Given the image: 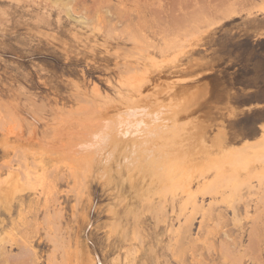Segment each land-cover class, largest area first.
<instances>
[{
	"label": "rangeland",
	"instance_id": "374dc122",
	"mask_svg": "<svg viewBox=\"0 0 264 264\" xmlns=\"http://www.w3.org/2000/svg\"><path fill=\"white\" fill-rule=\"evenodd\" d=\"M263 3L0 0V264H264ZM140 74L142 109L203 140L167 192L125 180L109 133L108 168L68 142L100 109L129 120Z\"/></svg>",
	"mask_w": 264,
	"mask_h": 264
},
{
	"label": "bare ground",
	"instance_id": "6f19581e",
	"mask_svg": "<svg viewBox=\"0 0 264 264\" xmlns=\"http://www.w3.org/2000/svg\"><path fill=\"white\" fill-rule=\"evenodd\" d=\"M263 4H261V5L263 6ZM262 9L264 10V6L262 7ZM133 73H135V72H132L131 74L133 75ZM126 83H127V81H126ZM149 83H151V79L147 78L146 76L141 75V76H137V77L134 78L133 83L131 85V91H132V93L134 95H136V100L133 101V99H132L133 102L130 105H128V108H127L128 111H126L127 110L126 108H125L126 110H123V111L129 113V116H128L130 118L129 120L123 121V119L122 120H119V119L117 120L116 118L113 119V117L115 116V114L113 116V113H112V118H108L109 115H106L107 116L106 117L105 114H104V111L103 112H100V110L102 111L104 109L98 110L99 108L95 107L99 112L96 113L97 110H95L94 112L88 110L86 112L87 113L88 112L89 113H96L94 115V117L92 116L93 118L91 119V121H92L91 122V124H92L91 126L94 125L96 127V131L93 130L94 133H92L91 135L81 136V137H79L77 139H74L73 137H71L73 135L72 134L70 137L68 136V142H70L69 141V138H72L71 140H72V143L74 144V147H78L82 151L85 150V149H88L89 151L91 150V153L88 154V155H86V156L85 155H83V156L81 155L83 153H86L85 151L84 152H81V154L77 153L78 155H81V156H78V157H80L85 162H88L89 161V162H94L95 164L96 163H100V164H103L105 166L108 165L106 167V168H108L109 167V163L112 160V157H114L115 155H114L113 152H111L114 149H112L111 151H107V148H106L107 145L105 146V144H107L108 141L114 139L113 140V143L116 146L115 148L121 147V149H122V148L125 147V152H122V154H121L122 156L120 155L121 157H119V158L116 159L117 166L123 168L124 169V172H126V173L128 172V174H126L128 176L125 177L126 178L125 180H127L133 187H135V181H134L133 177L134 176L141 177V178L144 179V181H147L149 183L148 184L149 187L156 186L157 187V190H160V191H163V192H167L169 190V187H170V185H171L172 182L177 183L176 181H178V179H177L178 178V174H181V170L180 169H183L182 166L186 164L187 160L189 158H191L193 160L194 159V157H193L194 154H196V153H198L200 151H205V150L204 149H201L200 151L198 150V151L194 152V149H196V147H198V145L200 147L202 146V148L204 147L202 145L203 140L200 137H198V138H195V137L193 138L192 137L193 138V142H192L193 147H186V145H187L186 144V141H187L186 139L187 138H185V135L187 133L188 134H192V132H191V130H188L189 128L188 129L186 128L185 121H180V119H179V117H180L179 112L174 111V113H173V109H172L169 114L167 113V115H164V114H162L161 110L158 111L159 113L153 111V109L154 108L156 109V107H153V109H152V111L154 113L153 112H148V111H151V107L152 106L149 108L148 111H145L144 110V109H146V106H144V107L142 106L141 107L142 104L140 105L139 102H142L143 100H146L145 99L146 97L149 98V95L150 94L149 95L147 94L148 95L147 96L144 93V89L147 87V84H149ZM96 90H97V92L95 94H99L98 88L97 89L95 88V91ZM170 93H172V92H170ZM100 96H102V95H100ZM106 102H108V100ZM166 102H168V100ZM87 104H89V103H87ZM104 104H107V103L104 102ZM115 104H117V103H115ZM194 104H195V102H194ZM149 105H147V106H149ZM186 105H188V104H186ZM186 105H184V106L186 107ZM107 106H108V104H107ZM110 106H108V107L110 108ZM184 106L181 107L179 105L177 107L173 106L172 108L175 107V108H177L179 110V108L181 107L180 109L185 110L186 108ZM142 108H144V109H142ZM166 108L170 110V107H166ZM187 108H188V106H187ZM92 109L94 110V108H92ZM106 110H108V108ZM61 111H63V110H61ZM64 111L65 112H69L68 110L67 111L64 110ZM125 112H123V113H125ZM160 112H161V114H160ZM163 112L165 113V111H163ZM78 113H76V114H78ZM117 113H118V115H120L119 111ZM127 113H125L126 116H127ZM61 114H63V113L61 112ZM81 114H82V112H81ZM65 115H67V119H66V117L64 118L62 116L64 119H66L65 122L66 121H69V123H70V121L73 122V120H71L70 117H69L70 120L68 119V115H70V114H66L65 113ZM82 115L84 116V114H82ZM86 115H88V114H86ZM118 115H117V118L118 117H121V116H118ZM122 116L125 117L124 114H122ZM109 117H111V115ZM59 118H61V117H59ZM60 120L62 121V119H60ZM83 120H85V119L83 118ZM62 122L65 123L64 120ZM81 123H83V122H81ZM81 123H80V125H82ZM70 124H69L70 125L69 127L74 126V125H72L73 123H70ZM74 124H75V122H74ZM78 124H79V122H78ZM76 125H77V122H76ZM80 125H79V127H80ZM87 125L89 127V124H87ZM63 126H64V124H63ZM84 126L82 125V127H84ZM262 126L264 127V124ZM77 127H78V125H77ZM85 127L87 128V126H85ZM60 128H63V127L61 126L58 129H60ZM64 130H65V132H64L65 134L68 131H72L73 132V129H70L67 132H66V129H64ZM76 130H77V132H78V130L81 131V128L80 129H76ZM84 130H85V128H84ZM89 130H88L87 133H89ZM58 132H59V130H58ZM68 133H70V132H68ZM74 133H75V131H74ZM108 133L112 136L111 139L108 138V137H105L106 135H108ZM112 134L115 135V138H113L114 136ZM62 135L64 136V134H62ZM68 135H70V134H68ZM75 135L76 134H74V136ZM82 135H85V134L83 133ZM59 136H61V134H59ZM59 136H58V138H59ZM189 136H191V135H189ZM108 139H110V140H108ZM72 143H69V144H72ZM3 144L5 145L6 143H3ZM3 144H2V146H3ZM110 144H112L111 141H110ZM244 144H246V143H244ZM19 145L20 144H17L16 147H18ZM55 145L58 146V144H55ZM253 145H255V144H253ZM253 145H251V146H253ZM48 146H50V145H48ZM53 146L54 145H52V147ZM62 146H60L61 147V150H62V148H65L66 147L65 145H64L65 147H62ZM60 147H58V148H60ZM263 147L264 146H262L261 148H263ZM44 148H46V147H44ZM109 148H111V147H109ZM8 149L10 150V148H8ZM11 149H13V148H11ZM119 149H117V151L116 150L115 151L118 153ZM241 149H243V146H242ZM56 150H57V148L54 151H56ZM245 150H247V149H245ZM66 151H69V150H66ZM73 151H75V150H73ZM262 151L260 153L259 150H258V152L260 154H262ZM48 152H49V149H48ZM76 152H78V151H76ZM120 153H121V150H120ZM59 154H61V152ZM72 154H74V152H72ZM68 155H69V153L67 154V156ZM74 156H76V154ZM117 156H118V154H117ZM258 156H259V154H258ZM262 158H264V155H263ZM72 160H74V159H72ZM75 160H77L76 157H75ZM114 162H115V160H114ZM86 166H88V165H86V163H85L84 168ZM93 166H95V165H92V167ZM105 166H104V168H105ZM82 167L83 166H81V168ZM110 167H111V165H110ZM104 170H106V169H104ZM111 170H113V169H111ZM111 170H110V172H111ZM114 170H116V169H114ZM100 171L102 173L103 170H100ZM105 172H107V170L106 171H103V174ZM81 173L79 172V174H81ZM122 174L123 173H121V175ZM81 175H83V174H81ZM86 175H87V173H86ZM107 175H108V172H107ZM83 177L85 178L86 176L83 175ZM122 177L124 178L123 175H122ZM109 180H110V178H109ZM122 181H123V179H122ZM82 185H84V184H82ZM132 186H131V188H132ZM120 187H122V186H120ZM12 193H13L12 190H11V193L10 192L7 193V200L9 202H7V205L5 206V210H4L5 212H7L9 214L11 213L12 203H13V199H14V195ZM0 199H1V196H0ZM115 224H114V226H115ZM22 245H25L26 246V244H22ZM4 252H6L5 251V248L3 246H0V255H2ZM77 254H78V252H77ZM82 256H83V253H82ZM81 258H84V257H81ZM77 260H78V258H77ZM94 261H95V264H98L96 258L94 259ZM85 262H86V264H93V260L92 259H87V261H86V258H85ZM85 262H83V264ZM99 264H104V263H101L100 260H99Z\"/></svg>",
	"mask_w": 264,
	"mask_h": 264
}]
</instances>
